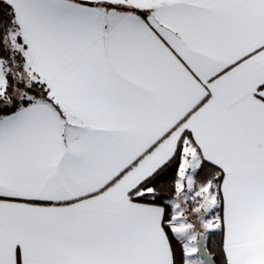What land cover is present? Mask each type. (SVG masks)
<instances>
[{"label":"snow or ice","instance_id":"6c2138e0","mask_svg":"<svg viewBox=\"0 0 264 264\" xmlns=\"http://www.w3.org/2000/svg\"><path fill=\"white\" fill-rule=\"evenodd\" d=\"M0 264H264V0H0Z\"/></svg>","mask_w":264,"mask_h":264}]
</instances>
